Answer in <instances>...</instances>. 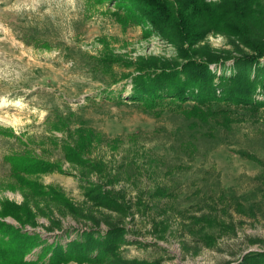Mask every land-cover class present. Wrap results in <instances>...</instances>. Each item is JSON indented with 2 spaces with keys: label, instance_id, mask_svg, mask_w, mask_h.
Returning a JSON list of instances; mask_svg holds the SVG:
<instances>
[{
  "label": "rangeland",
  "instance_id": "374dc122",
  "mask_svg": "<svg viewBox=\"0 0 264 264\" xmlns=\"http://www.w3.org/2000/svg\"><path fill=\"white\" fill-rule=\"evenodd\" d=\"M126 15L105 0H0V210L7 202L25 205L19 216L34 224L0 220L64 246L86 230L118 232L103 259L59 264H255L264 252V115L240 119L207 157L174 160L169 112L155 118L127 99L123 76L131 68L95 67L102 55L184 61L171 44L147 35V26L123 23ZM231 42L210 33L199 46L228 54ZM119 86L126 90L114 101ZM57 114L115 139L85 153L83 161L102 164L100 173L66 159L68 136L66 128L54 131ZM19 152L60 165L30 178L61 199L18 186L5 157ZM171 161L174 178L164 164ZM40 249L25 258L43 264L48 256L39 259Z\"/></svg>",
  "mask_w": 264,
  "mask_h": 264
},
{
  "label": "trees",
  "instance_id": "16d2710c",
  "mask_svg": "<svg viewBox=\"0 0 264 264\" xmlns=\"http://www.w3.org/2000/svg\"><path fill=\"white\" fill-rule=\"evenodd\" d=\"M105 1L116 3L126 12L123 23L147 26V35H155L171 44L184 60L159 62L141 58L125 62L105 55L94 58L99 72L103 69L105 73L110 72L117 62L131 68L123 76L131 85L127 99L142 112L155 118L169 112L168 119L175 129L168 132L166 142L175 139L171 143L174 160L188 157L194 161L196 157H207L210 150L227 143L224 136L233 132L234 125L243 121L240 119L252 121L264 115V0ZM210 33L232 39L231 52L237 54L216 53L205 45L199 46ZM125 90L120 86L114 89L117 95L111 99L120 101ZM52 122L56 125L54 131L66 128L68 137L62 144L66 159L78 161L77 164L84 168L91 167L90 171L100 173L102 164L83 161L85 153L93 143L112 144L110 142L115 139H106L82 118L74 124L70 117L57 114ZM9 134L16 137L12 130ZM238 153L260 161L249 151L238 150ZM5 159L11 164V177L20 188L39 196L50 195L53 200L62 198V194L30 178L33 174L54 172L60 165L23 152L9 154ZM172 163L164 164L174 178L175 164ZM156 166L157 170H162L158 164ZM25 207L7 202L0 215L13 216L22 227L32 225L30 219L25 221L19 216ZM117 235V231L86 230L78 235L81 240L70 241L64 246L58 241L48 243L39 233L0 220V264H37L25 257L38 247H41L39 259L48 256L43 264H59L71 259L91 261L94 256L101 260L108 250H114ZM256 259L255 264H264V252L257 254Z\"/></svg>",
  "mask_w": 264,
  "mask_h": 264
}]
</instances>
